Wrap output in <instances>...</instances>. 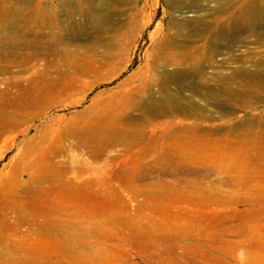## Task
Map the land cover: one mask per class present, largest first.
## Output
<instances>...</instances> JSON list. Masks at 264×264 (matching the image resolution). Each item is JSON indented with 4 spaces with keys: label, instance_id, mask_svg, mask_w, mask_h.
Wrapping results in <instances>:
<instances>
[{
    "label": "rangeland",
    "instance_id": "374dc122",
    "mask_svg": "<svg viewBox=\"0 0 264 264\" xmlns=\"http://www.w3.org/2000/svg\"><path fill=\"white\" fill-rule=\"evenodd\" d=\"M254 1L197 75L179 38L168 79L150 65L171 18L207 36L235 0H0V264H264ZM40 8L70 31L25 30Z\"/></svg>",
    "mask_w": 264,
    "mask_h": 264
},
{
    "label": "bare ground",
    "instance_id": "6f19581e",
    "mask_svg": "<svg viewBox=\"0 0 264 264\" xmlns=\"http://www.w3.org/2000/svg\"><path fill=\"white\" fill-rule=\"evenodd\" d=\"M80 1H82V3H83L85 0H80ZM186 1L187 0H185V1L184 0H175V3L176 4L177 3L184 4ZM229 2H230V0H229ZM235 2L237 4H234ZM235 2H233V12L232 13L234 15L232 16V22H228L229 24H227V22H222V21L218 22L216 24V26L212 28V34L207 35V36L204 35V31H205V29L206 30L208 29L209 25H205L201 20H198L196 22L193 30L188 31L189 33H187V34L186 33L184 34L181 26H184L185 24L187 25V24H189V22H187L186 18L178 19L173 15L174 17H172L170 20V24H171V27L169 28L170 33L167 35L166 39L164 37L162 39V42L158 45L157 52H156L155 56L151 59L152 63L150 65V67H153L157 71L162 70L163 76L165 75L168 79L176 78L177 72H174V71L168 72L167 71V65L170 63L171 60H173V62L175 64H177V44L182 43L184 41L183 39L181 41H179V38H186V39L193 40L196 44L199 45V46L193 48V52L198 54L197 63L195 65L191 66L189 68L188 72H189V74H192V75H194V74L197 75V74L203 72L204 68L206 67L205 64H206V62H208V61H206V57H205L206 47H210V48L212 47V49H214L213 52L217 51V47L219 46V39L222 41L223 39L225 40V38L228 37V34H229L228 25L234 23L235 25L239 26L240 23H243V20L245 22H248L247 24H251L252 20H249V19L247 20V17L245 14H240L237 11L238 8L240 6H242L243 4H244L243 6H245V9H248V10L254 9L255 6L258 8V6H259L258 2L255 3L254 0H235ZM251 5H254V6L252 7ZM40 9H41V11H39L37 13H33L29 16L28 23L24 25L25 30L34 31L37 34H39V36H40L43 26L48 25L51 27V29H55V28L57 29L58 28V31H56V33L54 35V37H57V38H59L60 36L65 34L67 31H70V28H68L66 26V23L64 22V20H61V22L58 23L59 25L52 22L53 16H55L54 15L55 13H50L45 8H40ZM227 9L231 10V8H227ZM75 10L78 13L85 15V16L86 15L89 16L91 14V11L90 12L85 11V6H81L79 8H76ZM263 11L264 10L260 8L258 15L261 14ZM230 13L231 12L226 11L227 15H229ZM72 17L73 16L70 15L68 18L70 19ZM67 23L69 24L70 22L67 20ZM229 28H231V27H229ZM201 33H203V34H201ZM189 34H191L192 36L191 35L188 36ZM213 35H214V37H213ZM229 38L230 37H228V39ZM235 39H237V38H235ZM199 42H201V43H199ZM208 60H210V59H208ZM209 65H210V63H209ZM215 65H214V68H215ZM212 66L213 65H211V67ZM207 68H208V66H207ZM208 72L209 71H207V73ZM213 72H215V71H213ZM160 83H161V85H160L161 88L163 90H166L167 84H166L165 79L162 78L160 80ZM202 86H206V85H202ZM223 89L226 92H228L232 97L234 96V94L236 92L232 88H230V91H229L224 86H223ZM161 101H160V99H158V100L153 99L152 103L153 104H159Z\"/></svg>",
    "mask_w": 264,
    "mask_h": 264
}]
</instances>
